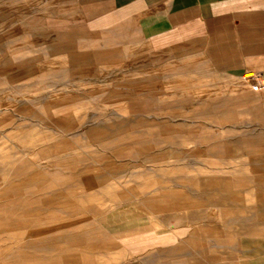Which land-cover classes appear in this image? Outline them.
I'll use <instances>...</instances> for the list:
<instances>
[{"label": "rangeland", "instance_id": "1", "mask_svg": "<svg viewBox=\"0 0 264 264\" xmlns=\"http://www.w3.org/2000/svg\"><path fill=\"white\" fill-rule=\"evenodd\" d=\"M8 14L0 7V264H31L33 246L77 255L82 223L123 204L144 207L139 224L181 218L184 231L239 236L258 222L264 233L254 205L236 197L163 207L173 190L258 175L251 165L264 161L262 148L231 108L246 75L192 77L145 49L107 54L99 37L45 38V26L62 23L44 24L43 41L18 42Z\"/></svg>", "mask_w": 264, "mask_h": 264}, {"label": "crops", "instance_id": "2", "mask_svg": "<svg viewBox=\"0 0 264 264\" xmlns=\"http://www.w3.org/2000/svg\"><path fill=\"white\" fill-rule=\"evenodd\" d=\"M0 7L19 26L18 42L45 38L86 42L99 37L102 53L145 49L151 58L192 77L241 80L253 73L264 83V0H0ZM61 23L64 26H45L44 36V24ZM241 81V91L230 97L239 119L235 123L249 130L262 148L257 155H262L264 86L253 92L249 81ZM251 170L258 175L230 186L205 183L189 192L173 190L179 196H164L163 207L173 199L195 210L199 205L212 208L229 205L215 200L236 197L238 204H253L254 218L262 221L264 161L251 165ZM143 209L141 204H123L94 222H83V246L77 255L69 251L57 255L51 247L49 256H41L39 246H33L31 264H264V243L253 245L264 235L263 223L255 222L239 236L224 229L184 231L181 218L139 224ZM153 224L158 230H152ZM234 236L245 241L233 245Z\"/></svg>", "mask_w": 264, "mask_h": 264}, {"label": "built area", "instance_id": "3", "mask_svg": "<svg viewBox=\"0 0 264 264\" xmlns=\"http://www.w3.org/2000/svg\"><path fill=\"white\" fill-rule=\"evenodd\" d=\"M247 81L251 83V91L257 92L259 89H261L264 86L263 81H261L260 76H257L253 73H248L244 77Z\"/></svg>", "mask_w": 264, "mask_h": 264}]
</instances>
